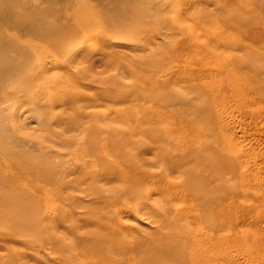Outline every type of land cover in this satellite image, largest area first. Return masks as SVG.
Instances as JSON below:
<instances>
[{
	"label": "rangeland",
	"instance_id": "rangeland-1",
	"mask_svg": "<svg viewBox=\"0 0 264 264\" xmlns=\"http://www.w3.org/2000/svg\"><path fill=\"white\" fill-rule=\"evenodd\" d=\"M11 1L0 264H264V73L235 78L228 59L264 65L252 0Z\"/></svg>",
	"mask_w": 264,
	"mask_h": 264
},
{
	"label": "bare ground",
	"instance_id": "bare-ground-1",
	"mask_svg": "<svg viewBox=\"0 0 264 264\" xmlns=\"http://www.w3.org/2000/svg\"><path fill=\"white\" fill-rule=\"evenodd\" d=\"M3 1V0H2ZM8 1H11V0H8ZM7 0H5V2H8ZM13 1V0H12ZM11 1V3L9 2V4H13L14 2H12ZM58 2V1H57ZM251 3H252V5L254 6V9H256V12H258V13H262V16L264 17V0H252L251 1ZM7 4V3H6ZM14 5V4H13ZM73 5V4H72ZM71 6V5H70ZM69 6V7H70ZM74 6V5H73ZM69 7H67V9H69V10H74V9H76V8H73L72 6H71V8H69ZM116 8V7H115ZM61 10H63L62 8H61ZM201 10V9H200ZM203 11H204V9H202ZM65 11V10H64ZM72 11H69L68 13V16L70 17H74V16H78L77 15V12H72ZM78 11V10H77ZM228 11H229V9H228ZM228 11H226V12H228ZM250 11V10H249ZM255 11V10H254ZM79 12V11H78ZM61 13V12H60ZM76 13V14H75ZM206 13V12H205ZM8 15H9V13H8ZM10 16V15H9ZM67 16V17H68ZM241 16V15H240ZM3 15H0V24H1V22L3 21H5V20H2L3 18ZM5 17H7L6 15L4 16V19H5ZM61 17V16H60ZM236 17V16H235ZM234 17V18H235ZM2 18V19H1ZM115 18V17H114ZM237 18V17H236ZM238 18H240L239 16H238ZM8 19V18H7ZM2 20V21H1ZM114 20V19H113ZM243 20V19H242ZM246 20V19H245ZM263 20V19H262ZM236 21V20H235ZM2 22V23H3ZM28 23H29V21H27ZM6 23V22H5ZM22 23V22H21ZM25 24H26V21L24 22ZM27 23V24H28ZM30 24V23H29ZM37 24V23H36ZM31 25V24H30ZM34 25V24H33ZM85 25H90V24H85ZM22 26H24V25H22ZM27 26H29V25H27ZM91 26V25H90ZM262 26V25H261ZM83 27H84V25H83ZM86 27V26H85ZM89 27V26H88ZM87 27V28H88ZM92 27V26H91ZM1 28V27H0ZM35 29L37 28V27H34ZM29 29H31V26H30V28ZM57 30V29H56ZM35 31V33H36V30H34ZM39 31V30H38ZM33 32V31H32ZM210 35V34H209ZM263 35V34H262ZM215 38H216V36H215ZM3 39V38H2ZM31 39V38H30ZM262 39V38H261ZM208 40H210V39H208L207 38V41ZM1 41V40H0ZM3 42H4V40H2ZM2 41H1V43H2ZM206 41V40H205ZM212 41V40H211ZM30 42V41H29ZM247 42H249V41H247ZM0 43V44H1ZM262 43V42H261ZM252 44H253V42H252ZM209 45V44H208ZM248 45V44H247ZM255 45V44H254ZM3 46H4V44H3ZM37 46V45H36ZM55 46V45H54ZM211 46V45H210ZM251 46H253V45H251ZM258 46H260V45H258ZM218 47V46H217ZM4 48V47H3ZM3 48H1L0 47V63L1 62H3V64L5 63V62H7L8 63V61H7V57H6V53H5V48L3 49ZM40 48V47H39ZM261 48V47H260ZM54 50H56L55 48H54ZM50 51V50H49ZM211 52V51H210ZM210 52H209V54H210ZM13 53V52H12ZM249 54V53H248ZM248 54H246V56H244L243 58L241 57V59L240 58H238V57H235V56H230L228 59H229V61L231 62H229L228 61V59H226L228 62H229V65L231 66V70H229V71H231L232 72V75L235 77V75L236 76H240V79H242V78H244V80L245 79H247L246 77H245V75L246 74H257V73H264V65H261V62L260 63H257V61H255L256 59H254V63L251 61V60H249V56L250 55H248ZM256 54V53H255ZM220 55H222L221 53H220ZM253 55V54H252ZM239 56V55H238ZM253 56H255V58H256V55H253ZM6 57V58H5ZM264 57V56H263ZM222 58V57H221ZM257 58H258V56H257ZM219 59H220V56H219ZM261 59H263V58H261ZM260 60V59H259ZM20 61V60H19ZM2 64V63H1ZM263 64V63H262ZM2 66V65H1ZM7 66V64L5 63V67L3 66V67H0V76H2L1 74H5V75H7L8 76V74L6 73V72H8V71H6L7 70V68L9 69V71H10V68L12 67H6ZM8 66H10V65H8ZM15 66V65H14ZM4 68V69H3ZM5 68H6V70H5ZM13 68V67H12ZM11 68V69H12ZM222 68V67H221ZM229 69V68H228ZM13 70V69H12ZM11 70V71H12ZM6 71V72H5ZM10 71V72H11ZM228 72V71H227ZM209 74V73H208ZM215 75V74H214ZM231 75V74H230ZM231 75V76H232ZM212 76V75H211ZM241 76H242V78H241ZM244 76V77H243ZM201 77V76H200ZM4 80L7 82V80H6V77L4 76ZM191 78H193L192 76H191ZM210 78V77H209ZM228 78H229V76H228ZM232 78V77H231ZM236 78V77H235ZM262 78V77H261ZM0 79H2V77L0 78ZM7 79H9V77H7ZM195 79V78H194ZM203 79H205L204 77H203ZM211 79H212V77H211ZM4 80H2V81H0V83H1V85L0 86H2V83H3V86L2 87H4V85H5V81ZM10 80H12L11 78L9 79V81ZM216 80V79H215ZM207 81H209V80H207ZM213 82V81H212ZM228 82V81H227ZM242 82V81H241ZM8 84V83H7ZM215 84V83H214ZM213 84V85H214ZM229 84H230V82H229ZM236 84V83H235ZM242 84V83H241ZM197 85V84H196ZM193 86V85H192ZM195 86V85H194ZM199 86V85H198ZM197 86V87H198ZM207 86H208V83H207ZM221 86V85H220ZM242 86V85H241ZM244 86V85H243ZM242 86V87H243ZM230 87V86H229ZM194 88V87H193ZM232 88V87H231ZM2 89V88H1ZM196 89V88H195ZM236 89V88H235ZM239 90H240V87H239ZM243 90V89H242ZM238 92V91H237ZM240 92H242V91H240ZM203 93V92H202ZM243 93V92H242ZM213 94V93H212ZM234 94V93H233ZM220 95V94H219ZM241 95V94H240ZM243 95V94H242ZM258 96V95H257ZM228 97V96H227ZM254 97V96H253ZM256 97V96H255ZM218 98V97H217ZM224 98V97H223ZM229 98V97H228ZM258 98V97H257ZM264 98V97H263ZM253 99V98H252ZM222 100V99H221ZM225 100V99H224ZM259 100V99H258ZM257 100V101H258ZM225 101H227V100H225ZM225 101H223V102H225ZM236 101H237V99H236ZM246 101V100H245ZM254 102V101H253ZM259 102V101H258ZM223 104V103H222ZM228 104H230V103H228ZM236 105V104H235ZM218 106V105H217ZM222 106V105H221ZM230 106V105H229ZM228 107V106H227ZM246 108H247V106H245ZM231 108V107H230ZM163 109V108H162ZM223 111V110H222ZM207 114V113H206ZM114 116V115H113ZM126 117V116H125ZM119 120V119H118ZM126 120H128V119H126ZM144 120V119H143ZM218 120V119H217ZM221 121V120H220ZM206 122V121H205ZM124 124V123H123ZM220 124V123H219ZM126 125V124H125ZM127 127H128V125H127ZM6 128V127H5ZM199 129V128H198ZM220 129H222V128H220ZM11 130V129H10ZM108 131V130H107ZM146 131V130H145ZM150 131H152V130H150ZM1 132V131H0ZM100 132V131H99ZM109 132H110V130H109ZM111 133V132H110ZM155 133V132H154ZM178 133V132H177ZM105 134V133H104ZM100 135V134H99ZM102 135V134H101ZM108 135H110V134H108ZM147 135V134H146ZM177 135V134H176ZM222 135V134H221ZM131 136H132V134H131ZM160 136V135H159ZM10 137V136H9ZM113 137V136H112ZM4 138V137H3ZM17 138H18V136H17ZM121 139V138H120ZM119 140V139H118ZM130 140V139H129ZM139 140V139H138ZM182 140V139H181ZM120 141V140H119ZM127 141V140H126ZM168 141V140H167ZM114 142H116V141H114ZM128 142V141H127ZM139 142V141H138ZM141 142V141H140ZM164 142V141H163ZM95 143H96V141H95ZM112 143V142H111ZM120 143V142H119ZM118 143V144H119ZM128 143H130V142H128ZM152 143V142H151ZM162 143V142H161ZM166 143V142H165ZM97 144V143H96ZM142 144V143H141ZM144 144V143H143ZM166 144H169L168 142L166 143ZM98 145V144H97ZM104 145V144H103ZM107 145V144H106ZM139 145V144H138ZM226 145V144H225ZM105 146V145H104ZM103 146V147H104ZM119 146V145H118ZM125 146V145H124ZM207 147H208V145H206ZM218 147H219V145H217ZM1 147V146H0ZM132 147V146H131ZM135 147V146H134ZM6 148V147H5ZM127 148V147H126ZM167 148V147H166ZM173 148V147H172ZM205 148V147H204ZM209 148H210V146H209ZM104 149H105V147H104ZM129 149V148H128ZM174 149V148H173ZM206 150H209V149H207V148H205ZM5 150V149H4ZM212 150V149H211ZM84 151V150H83ZM105 152L107 151L106 149L104 150ZM196 151V150H195ZM95 152V151H94ZM102 152V151H101ZM129 153V152H128ZM217 153V152H216ZM99 154V153H98ZM106 155V154H105ZM135 155V154H134ZM137 156V155H136ZM182 156V155H181ZM186 156H188V155H186ZM189 156H190V154H189ZM219 156V155H218ZM217 156V154H213L212 153V159H211V161H212V164H211V166L212 167H210L211 168V172H213V174L214 175H218L219 173H223L224 174V172L226 171V169H227V164L225 163V160L226 159H224V161H223V159H220L219 157ZM225 156V155H224ZM109 157H111V156H109ZM134 157V156H133ZM191 157H193L192 155H191ZM116 158V157H115ZM140 158V157H139ZM188 158V157H187ZM225 158V157H224ZM155 159V158H154ZM182 159V158H181ZM189 159L190 158H188V161H189ZM101 160V159H100ZM103 160V159H102ZM116 160V159H115ZM95 161V160H94ZM104 161V160H103ZM102 161V162H103ZM226 161H228V160H226ZM92 162H93V160H92ZM101 162V163H102ZM116 162V161H115ZM155 162V161H154ZM158 162V161H157ZM167 162V161H166ZM195 162V161H194ZM230 162V161H229ZM95 163V162H94ZM93 163V164H94ZM100 163V162H99ZM117 163V162H116ZM146 163V162H145ZM145 163H143V164H145ZM179 163V162H178ZM181 163V162H180ZM189 163H191L190 161H189ZM193 163V162H192ZM232 163V162H231ZM102 165V164H101ZM105 164H103V166H104ZM153 165V164H152ZM163 165V164H162ZM165 165V164H164ZM189 165V164H188ZM231 165V164H230ZM229 165V167H231ZM118 166V165H117ZM167 166H168V164H167ZM166 166V167H167ZM180 166V165H179ZM235 167V166H234ZM96 168V167H95ZM176 168H177V166H176ZM168 169V168H167ZM166 170V169H165ZM169 170V169H168ZM167 170V171H168ZM228 170H229V168H228ZM111 172V171H110ZM170 173V172H169ZM226 173V172H225ZM113 174V173H112ZM123 174V173H122ZM222 174V175H223ZM177 175V174H176ZM221 175V174H220ZM210 177V176H209ZM187 178V177H186ZM147 179V178H146ZM187 180V179H186ZM188 180H190V179H188ZM187 180V181H188ZM121 181H123V180H121ZM167 181H168V179H167ZM167 181H166V183L165 184H167ZM89 182V181H88ZM162 182V181H161ZM51 183V182H50ZM122 183H125L124 181L122 182ZM183 183V182H182ZM115 184H117V183H115ZM119 184H120V182H119ZM118 184V185H119ZM132 184V183H131ZM132 186V185H131ZM121 187V186H120ZM124 187H126V186H124ZM124 187H123V189H124ZM133 187H134V185H133ZM136 187V186H135ZM140 187V186H139ZM212 187V189H214L215 191H217L218 193H221L222 192V190H223V188H222V186H211ZM114 188V187H113ZM116 188V187H115ZM122 188V187H121ZM188 188V187H187ZM190 188V187H189ZM116 189H118L119 190V188H116ZM116 189H115V191H116ZM127 189V188H126ZM154 189H155V187H154ZM130 190V189H129ZM213 190V191H214ZM153 191V190H152ZM118 192V191H117ZM116 192V193H117ZM123 193H124V191H122ZM155 192V191H154ZM122 193V194H123ZM125 196H123L122 198L124 199L125 197H126V194H124ZM132 195V194H131ZM135 196V195H134ZM237 196V195H236ZM179 197V196H178ZM137 198H138V196H137ZM136 198V199H137ZM143 198V197H142ZM141 198V199H142ZM131 199V198H130ZM129 199V200H130ZM135 199V198H134ZM133 199V200H134ZM256 199V198H255ZM15 200V199H14ZM104 200V199H103ZM125 200H126V198H125ZM154 200V199H153ZM257 200V199H256ZM256 200H254V201H256ZM137 201V200H136ZM138 201H139V199H138ZM144 201V200H143ZM129 202H131V201H128V203ZM134 202V201H133ZM154 202V201H153ZM152 202V203H153ZM157 202V201H156ZM151 203V202H150ZM158 203V202H157ZM237 203V202H236ZM131 204V203H130ZM133 204V203H132ZM124 205V204H123ZM133 206V205H132ZM126 207V206H125ZM118 209V208H117ZM121 209V208H120ZM126 209V208H125ZM235 209V208H234ZM162 210V209H161ZM156 211V210H155ZM160 211V210H159ZM158 211V212H159ZM125 212V211H124ZM157 212V211H156ZM163 212V210L160 212V214H159V216L161 215V214H163L162 216H163V218H162V220L160 221L159 219H158V222L159 223H162V225H163V227L165 228V229H167V231H170V232H172L175 236L177 235V241H178V238H179V242L181 243V244H184L186 241H187V237L188 236H186L185 235V233L183 232V231H181L179 228L180 227H178L179 225H175L174 224V222L172 223L169 219H168V217H167V212L166 213H162ZM184 212V211H183ZM169 213V212H168ZM189 213H190V211H189ZM150 214V213H149ZM170 214H172V213H170ZM169 214V215H170ZM157 216V215H156ZM156 216H155V220L154 221H157V219H156ZM190 216V215H189ZM152 217V216H151ZM154 217V216H153ZM152 217V218H153ZM170 219H172L171 218V215H170ZM176 219V218H175ZM194 219V218H193ZM181 222V221H180ZM177 224V223H176ZM196 224V223H195ZM240 224V223H239ZM194 225V224H193ZM183 227V226H182ZM195 228V227H194ZM131 229V228H130ZM185 229H186V227H185ZM218 230V229H217ZM186 232H187V230H186ZM189 232V231H188ZM196 234V233H195ZM104 235V234H103ZM188 235V234H187ZM232 235V234H231ZM115 237V236H114ZM113 237V238H114ZM174 237V236H173ZM111 238V237H110ZM100 239V238H99ZM200 239V238H199ZM226 239V238H225ZM96 240V239H95ZM170 240H173V239H170ZM201 240V239H200ZM206 240V239H205ZM222 240V239H221ZM102 241V240H101ZM100 241V242H101ZM222 241H224V240H222ZM221 241V242H222ZM231 241V240H230ZM72 243H73V241H72ZM113 243V242H112ZM168 243V242H167ZM173 243V242H172ZM204 243V242H203ZM227 243V242H226ZM241 243V242H240ZM239 243V244H240ZM103 244V243H102ZM169 244V243H168ZM176 244V243H175ZM186 244H188L189 245V243H186ZM193 244V243H192ZM192 244L190 243V246L192 247V249L194 250V248H193V246H192ZM205 244V243H204ZM207 244V243H206ZM225 244V243H224ZM179 245V244H178ZM226 245V244H225ZM70 246H72V244L70 245ZM207 246V245H206ZM211 246V245H210ZM210 246L208 247V248H210ZM74 248H75V246H73ZM166 245L165 246H162V248H161V251H162V254L164 255V256H166V257H168V256H171L172 255V253L171 252H169V251H165L164 249H166ZM178 247V246H177ZM191 247L190 248H188L187 250L188 251H186V253L187 254H191V252H192V250H191ZM200 247V246H199ZM110 248V247H109ZM113 248V247H112ZM112 248H111V250H112ZM164 248V249H163ZM186 248V247H185ZM208 248H207V250H208ZM81 249H83V248H81ZM103 249V248H102ZM114 249V248H113ZM180 249H181V247H180ZM77 250V249H76ZM185 250V249H184ZM195 250L197 251V247L195 248ZM210 250H211V248H210ZM209 250V251H210ZM78 251V250H77ZM76 251V252H77ZM114 251V250H113ZM116 251V250H115ZM199 251H201V249L199 250ZM203 251V250H202ZM202 251L200 252V253H202ZM204 251H205V248H204ZM81 252V251H80ZM80 252H78V254L80 253ZM85 252V251H84ZM100 252V251H99ZM109 251H107L106 253H108ZM82 253V252H81ZM74 254V253H73ZM93 254V253H92ZM104 254V253H103ZM161 254V255H162ZM180 254H183V251H182V253H180ZM83 255V254H82ZM107 256H108V254H106ZM114 255H116L115 253H114ZM122 255V254H121ZM200 255V254H199ZM75 256V255H74ZM83 256H86L85 254L83 255ZM89 256V255H88ZM87 256V257H88ZM100 256V255H99ZM103 256V255H102ZM117 256V255H116ZM173 256V255H172ZM178 256V255H177ZM101 257V256H100ZM145 257V256H144ZM197 257V256H196ZM73 258V257H72ZM130 258V257H129ZM136 258V257H135ZM176 258H180L179 256L178 257H176ZM71 259V258H70ZM75 259V258H74ZM131 259H132V257H131ZM71 260H73V259H71ZM116 260H119V259H116ZM116 260H114L113 262H115ZM145 260V259H144ZM167 260V259H166ZM165 260V261H166ZM175 260H177V259H175ZM185 261H187V259H184ZM179 262H181L180 260H178ZM218 262V261H217ZM175 263V262H174ZM145 264V263H144ZM147 264V263H146ZM165 264V263H164ZM170 264V263H169ZM183 264V263H182ZM211 264H212V262H211Z\"/></svg>",
	"mask_w": 264,
	"mask_h": 264
}]
</instances>
